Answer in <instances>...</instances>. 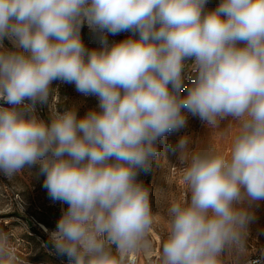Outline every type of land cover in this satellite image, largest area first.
Returning <instances> with one entry per match:
<instances>
[{"label":"clouds","instance_id":"1","mask_svg":"<svg viewBox=\"0 0 264 264\" xmlns=\"http://www.w3.org/2000/svg\"><path fill=\"white\" fill-rule=\"evenodd\" d=\"M208 2L0 0V99L10 105L0 106V173L39 165L51 199L67 204L49 235L71 264H128L150 244L157 214L136 177L186 113L235 131L227 155L213 143L190 148L188 136L173 147L187 195L168 201L160 264L247 256L244 204L264 200V0ZM85 24L99 49L85 46ZM121 32L132 35L109 44ZM186 69L194 76L181 95ZM55 80L96 96L98 110L40 119L35 106L49 102ZM0 264H19L4 231Z\"/></svg>","mask_w":264,"mask_h":264},{"label":"rangeland","instance_id":"2","mask_svg":"<svg viewBox=\"0 0 264 264\" xmlns=\"http://www.w3.org/2000/svg\"><path fill=\"white\" fill-rule=\"evenodd\" d=\"M219 3L220 0H209L206 10L214 9ZM131 35V32L109 34L107 40L109 44H112L127 39ZM81 38L88 49L101 47L100 36L90 31L86 24L81 28ZM4 45L7 48L12 47L7 40L4 41ZM186 63L190 64L191 61ZM193 76L194 73L188 69L185 70L184 89L181 95L186 94ZM51 88L53 91L49 102L37 103L35 106L36 115L45 122L50 120L52 109L64 111L75 108L78 117H83L91 109H97L98 98L78 92L74 83L55 80ZM0 106L10 107L2 99H0ZM186 116L187 124L184 128L170 132L158 140L159 152L153 159L150 169L147 172L140 170L136 177L137 181L142 182L150 190L151 210L157 214L152 229L161 238L160 251L167 235L165 213L168 201L181 199L187 195L178 169L181 166L179 152L173 151V147L182 136H188L190 148L201 143H213L227 155L230 151V136L235 131L234 126L229 125V120L223 121L218 129L208 130L198 117L190 113H186ZM44 180L45 176L40 172L39 165L26 167L11 178L0 173V231L9 234L19 264H65L63 260L66 255L56 251L49 234L55 230L67 204L51 199L48 190L44 187ZM244 206L250 209L253 218L248 223L247 256L240 257L238 260L235 254L227 257V262L231 260L235 264L264 251V200L254 201L250 205L245 202ZM39 223L46 225L48 230L42 229ZM148 239H152L151 233ZM158 244L159 242L156 243L155 251L158 250ZM140 252L143 256L140 264H148L144 257L145 251L141 249ZM154 258H151L154 263L160 264V259Z\"/></svg>","mask_w":264,"mask_h":264},{"label":"bare ground","instance_id":"3","mask_svg":"<svg viewBox=\"0 0 264 264\" xmlns=\"http://www.w3.org/2000/svg\"><path fill=\"white\" fill-rule=\"evenodd\" d=\"M39 224L42 229L46 231L48 230L46 225H44L43 223H39ZM151 234H152V239L149 240L150 244L146 246L145 248H143V250L145 251L146 257H148V260L150 261L149 264H152L151 261L153 260L151 259V257L153 256V253H155V256H157V259H160V252H161L160 251L161 238L159 234H157L154 229H152ZM158 242H159V244L157 245L158 250L155 251L156 243Z\"/></svg>","mask_w":264,"mask_h":264},{"label":"built area","instance_id":"4","mask_svg":"<svg viewBox=\"0 0 264 264\" xmlns=\"http://www.w3.org/2000/svg\"><path fill=\"white\" fill-rule=\"evenodd\" d=\"M140 250L135 252V253H132L128 256V264H136L138 259H139V254H140ZM144 257L146 258L147 260V263L149 264V260H148V257H146V255L144 254ZM155 257V258H154ZM152 256L151 258H154V259H157V256ZM256 260V259H259L261 261V264H264V257L261 256V253H257V254H253L251 256H249L248 258H246L245 260H243L242 262H240L239 264H246V261L247 260ZM153 260V259H152ZM158 260V259H157ZM152 264H155L154 261H151ZM65 264H71L70 261H66ZM227 264H235L233 263L231 260L229 262H227Z\"/></svg>","mask_w":264,"mask_h":264},{"label":"crops","instance_id":"5","mask_svg":"<svg viewBox=\"0 0 264 264\" xmlns=\"http://www.w3.org/2000/svg\"><path fill=\"white\" fill-rule=\"evenodd\" d=\"M142 257H143V256H141V253H140V254H139V259H138V261H137L136 264H140V261H141Z\"/></svg>","mask_w":264,"mask_h":264},{"label":"trees","instance_id":"6","mask_svg":"<svg viewBox=\"0 0 264 264\" xmlns=\"http://www.w3.org/2000/svg\"><path fill=\"white\" fill-rule=\"evenodd\" d=\"M67 209V208H66ZM50 247H52V246H50ZM64 261V263L66 262V261H70L69 260V258L67 257V256H65V259L63 260Z\"/></svg>","mask_w":264,"mask_h":264}]
</instances>
